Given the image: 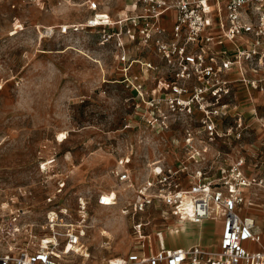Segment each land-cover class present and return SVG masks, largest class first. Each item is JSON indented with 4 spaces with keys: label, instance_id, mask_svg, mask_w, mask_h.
<instances>
[{
    "label": "rangeland",
    "instance_id": "1",
    "mask_svg": "<svg viewBox=\"0 0 264 264\" xmlns=\"http://www.w3.org/2000/svg\"><path fill=\"white\" fill-rule=\"evenodd\" d=\"M108 6L112 14L123 9L120 1ZM89 15L82 0H0V222L19 209L23 228L31 225L10 235L9 243L0 237V252L14 242L37 248L39 238L49 234L41 226L51 210L83 230L80 254L68 257L72 263L107 264L140 242L153 248L161 242L166 247L216 242V220L186 221V236L172 242L177 217L159 206L133 212L127 205L130 189L110 174L119 158L131 157L125 167L140 180L148 161L164 156L172 163V152L182 151L156 148L171 135L156 134L143 122L162 73L142 72L138 62L126 69L129 61L116 58L97 29L72 27ZM60 24L70 29L62 33ZM135 58L158 62L151 50L131 47L129 59ZM255 135L245 136L248 145L240 152L252 173L264 174V149L249 145ZM109 192L116 193V204L100 205L99 195ZM252 192L256 202L247 209L261 214L264 190Z\"/></svg>",
    "mask_w": 264,
    "mask_h": 264
},
{
    "label": "built area",
    "instance_id": "2",
    "mask_svg": "<svg viewBox=\"0 0 264 264\" xmlns=\"http://www.w3.org/2000/svg\"><path fill=\"white\" fill-rule=\"evenodd\" d=\"M116 1L123 9L112 15L108 5ZM82 5L90 15L73 28L97 29L115 57L129 61L126 69L138 62L142 72L162 73L143 122L156 134L171 135L156 148L182 151H171L172 163L164 156L148 161L149 171L140 180L125 167L131 157L119 158L110 174L130 189L127 205L133 212L159 206L179 220L220 224L214 243L166 247L161 242L153 248L140 242L107 264H264V212L245 209L247 202H256L253 194L258 198L252 188L264 190V177L246 172L249 163L240 152L254 122L264 130V104L260 112L249 98L246 114L238 96L240 89L249 97L254 89L264 94V0H82ZM69 29L59 25L62 33ZM131 47L151 50L158 62L129 59ZM111 193H101L98 203L116 204ZM22 213L17 209L2 218L0 237L7 243L31 227L23 228ZM41 228L49 234L39 238L37 248L8 244L0 264H86L68 260L80 254L79 225L51 210Z\"/></svg>",
    "mask_w": 264,
    "mask_h": 264
},
{
    "label": "crops",
    "instance_id": "3",
    "mask_svg": "<svg viewBox=\"0 0 264 264\" xmlns=\"http://www.w3.org/2000/svg\"><path fill=\"white\" fill-rule=\"evenodd\" d=\"M112 15H114V14H112ZM173 16H174L173 11H170L167 14V16L165 17V22L168 23V25L171 23ZM250 93L252 95L251 97L248 96L249 92L247 90L240 89L238 91L239 100H240V103H242L241 104L242 110H244L245 113L248 114L250 112L251 102L253 99V102L258 106V110L261 112L262 111V105L264 104V94L260 93L259 91L255 90V89L253 91H251ZM249 98H251V102L248 100ZM252 134H256V135L258 134V135L257 136L255 135L256 136L255 140L252 141L251 143H249V145L254 146V149H258V148L264 149V130L259 128L258 124H256L255 122L253 123V128L251 129V131H249V133L247 135L250 136ZM257 138H259V139H257ZM244 140H245V138H244ZM258 140H260V141L258 142ZM244 144L248 145L247 143H244ZM262 158H263L262 156L258 157V159H260V160ZM258 159L254 158V161H255L254 165H256ZM248 168L249 169L246 170V172L248 174H259V175L264 177V174L262 172L252 173L253 168H252L250 163L248 165ZM247 208H249L248 205L245 208L248 213H255L254 211H250V209H247ZM219 233H220V224H219V228H218V235H219Z\"/></svg>",
    "mask_w": 264,
    "mask_h": 264
},
{
    "label": "bare ground",
    "instance_id": "4",
    "mask_svg": "<svg viewBox=\"0 0 264 264\" xmlns=\"http://www.w3.org/2000/svg\"><path fill=\"white\" fill-rule=\"evenodd\" d=\"M64 27L67 28V25H65ZM108 195H115L114 193H111V194H108ZM108 196L107 199H112V197ZM249 204V202L246 203V205ZM186 224H188V222H186L185 220H179L177 221V225L179 226H174V228L172 229L171 233H170V238H171V241L173 242V240L176 238V237H179V236H186ZM189 231V230H188ZM102 233H109L108 230L106 229H102ZM89 255V254H88Z\"/></svg>",
    "mask_w": 264,
    "mask_h": 264
}]
</instances>
